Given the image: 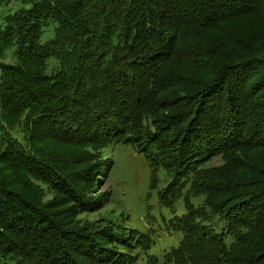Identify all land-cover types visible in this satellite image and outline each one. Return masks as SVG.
<instances>
[{
    "label": "trees",
    "instance_id": "1",
    "mask_svg": "<svg viewBox=\"0 0 264 264\" xmlns=\"http://www.w3.org/2000/svg\"><path fill=\"white\" fill-rule=\"evenodd\" d=\"M19 3L0 22V264H264V0ZM120 145L174 215L144 207L154 231L80 218L110 201L94 187Z\"/></svg>",
    "mask_w": 264,
    "mask_h": 264
},
{
    "label": "rangeland",
    "instance_id": "2",
    "mask_svg": "<svg viewBox=\"0 0 264 264\" xmlns=\"http://www.w3.org/2000/svg\"><path fill=\"white\" fill-rule=\"evenodd\" d=\"M19 1L11 0L10 8H6V0H0V22L3 20V17L20 7ZM56 26L55 23H52L46 29L41 38L42 44L54 38ZM11 53V51L7 53L5 62L12 63ZM114 158L115 164L111 174L107 177L102 176V181L99 180L94 187L95 195L108 192L110 194V201L105 204L103 209L94 213L83 214L80 218L82 220L97 221L103 217L115 216L120 212H125L132 218L125 225L131 227V222H133L134 226L142 228L143 231L148 229L154 231L156 229V227L153 228L146 220L144 213V207L146 206L153 208L158 220H161V217L166 220L173 218L174 215L170 210L158 208L154 198L147 199L151 172L145 159H142L138 153L137 148L132 145L117 146L114 150ZM219 163L220 161L218 160L217 164ZM48 198H50V195ZM177 211L179 215L183 213V206L181 204L177 205ZM154 237L157 238L158 243H161L164 239L178 242V235L169 234L165 230L158 229ZM150 254L157 255L158 253L156 249H152Z\"/></svg>",
    "mask_w": 264,
    "mask_h": 264
}]
</instances>
